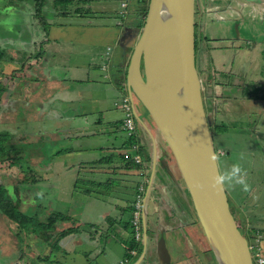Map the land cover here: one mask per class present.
<instances>
[{
  "label": "crops",
  "instance_id": "crops-1",
  "mask_svg": "<svg viewBox=\"0 0 264 264\" xmlns=\"http://www.w3.org/2000/svg\"><path fill=\"white\" fill-rule=\"evenodd\" d=\"M112 1L69 0L71 9H61L56 19L55 1L50 0L45 7L49 19L45 25L36 20L33 4L20 1V7H13L31 14L37 24L23 21L16 36L2 42L8 43L9 55L15 59L5 63L11 65L8 77L13 78L1 94L0 122L7 113H18L20 107L31 108L34 115L24 117L23 122L37 124L38 143H43L44 151L31 162L36 165L32 167L39 197L34 201V195L29 194L34 186L27 184L22 209L42 218L50 212L69 215L71 220L59 221L56 231L71 232L59 239L54 234L57 243L47 241L31 230H21L0 214V264H120L125 258L130 259L127 264H143L145 257L139 244L142 239L146 241L145 205L147 222L150 217L153 224L156 205L152 203L149 208L152 196L161 201L160 197L165 205L178 202L177 195L185 201V194L173 185L160 164L151 182L154 158L160 149L152 121L146 119L145 127L136 119L134 135L138 140L133 145L124 127L125 115L116 102L129 97L125 83L131 48L125 45L138 27L131 11L138 0H129L131 14L122 18L120 0L113 5ZM198 7V69L206 81L205 99L218 131L215 144L225 149L224 158L232 153L244 155L251 146H259L255 140L264 136V95L255 98L253 94L256 87L264 89V0H200ZM61 17L71 21H61ZM13 80L20 84L11 91L8 84ZM144 112L140 109L143 119L147 115ZM234 138L240 142L232 144ZM136 154L143 158L141 166L133 160ZM169 162L175 171L172 160ZM118 170H124V175ZM4 173H0L1 178L7 176ZM118 175L132 186L131 197L117 194L114 198L97 192L102 187L112 188ZM165 180L172 194L166 192ZM141 187L144 192L140 195ZM162 193L166 194L164 199ZM138 196L143 197L140 239L133 236L134 226L131 231L125 227L132 221H124L128 210L133 220ZM94 209L98 210L93 218ZM194 227L200 247L205 243L202 247L206 255L210 253L207 264H216L203 230ZM174 235L181 260L185 258L184 242L178 232ZM131 237L135 246L129 249ZM50 242H55L54 248Z\"/></svg>",
  "mask_w": 264,
  "mask_h": 264
},
{
  "label": "water",
  "instance_id": "water-1",
  "mask_svg": "<svg viewBox=\"0 0 264 264\" xmlns=\"http://www.w3.org/2000/svg\"><path fill=\"white\" fill-rule=\"evenodd\" d=\"M196 7L197 0H149L125 84L136 119L145 127L146 119L151 120L157 130L160 149L154 158L151 182L160 164L173 185L189 195L216 264H254L249 239L231 210L226 186L219 191L212 187L222 172L197 67ZM140 109L147 112L144 119ZM213 155L217 161L211 159ZM146 210L145 205L147 240ZM157 242L159 261L174 264L162 230ZM146 252L145 245L143 258Z\"/></svg>",
  "mask_w": 264,
  "mask_h": 264
},
{
  "label": "rangeland",
  "instance_id": "rangeland-1",
  "mask_svg": "<svg viewBox=\"0 0 264 264\" xmlns=\"http://www.w3.org/2000/svg\"><path fill=\"white\" fill-rule=\"evenodd\" d=\"M11 1V2H10ZM16 0H0V21L1 19H3L5 23H8L10 27H5V31H10V32H14L13 28H17L18 26H22L23 25V21H28L30 24H37L34 23L36 22V20H38L39 18L35 16L36 20H34V18L32 19L30 17L31 14H22L20 13V11L18 9L11 7H7L9 5L15 4ZM34 2V1H32ZM120 2V10L122 9L121 7V0ZM31 3V2H30ZM94 3L98 4L97 1H95ZM115 3V0L112 1V5ZM72 3H57L54 5L55 7V12L56 19H59L57 16V14L59 13V11H61V9L63 11H69L72 7ZM30 7V6H29ZM32 11L34 10V13L37 14V12L35 11V8L33 7V9H31ZM50 11H52V8H50ZM3 14V16H2ZM120 17L122 18L123 16L121 15L120 12ZM48 19V18H47ZM107 19L114 22V19L110 16H107ZM60 20H66V22H70L71 19L70 18H60ZM49 22V19H48ZM142 25L141 27H137L134 31V35L131 37H128L126 40V45L125 47H129L131 48L128 53H132L133 52V47L135 45V43L138 41L141 32H142ZM3 31V29H2ZM198 57H199V51H198ZM17 64H21L19 62H15ZM10 67L8 65L4 64H0V82L3 84H7L9 81V79L11 77H8L10 74ZM199 68V67H198ZM20 83H16L15 80H13L11 83H9L8 88L13 91L15 88H17L19 86ZM206 81L203 80V95L204 97L206 96ZM210 91V90H209ZM262 91V92H261ZM254 97H259L260 94L264 95V89H259V88H255L253 91ZM5 99V97L3 96L2 100ZM217 103V102H216ZM259 104V102L255 101V105ZM1 104V102H0ZM258 106V105H257ZM256 106V107H257ZM205 107L207 110V114L208 116L213 117L212 113H209V108H208V100L205 99ZM17 110V109H16ZM18 113H7L5 116V118L3 119V121L0 122V132H6L10 135H20L22 133V137L24 136L22 143L26 146L29 145V147H27V153L24 156L25 161L23 162L22 166H23V170L27 171L29 174L35 175V169L32 166H36V165H31V162L33 161V159L36 157H38L39 154L43 153V147L42 144L43 143H38V139H37V124L35 122H23L24 117H28V115L30 117H32L34 115V113L32 112V109L29 108L30 111H28V108L26 109L25 107H20L18 109ZM261 112V111H260ZM145 114H147V112H144ZM1 117V116H0ZM3 118V117H2ZM27 131V132H26ZM35 133V134H33ZM24 134V135H23ZM27 135V136H26ZM261 139L259 140H255L256 142L259 143V146L257 144H255V142L252 141V143H254L257 147L251 146L249 152L247 154H242V153H232L231 155L226 156L225 158L223 157V155H225V149L220 148L218 143L216 145V148H218L217 152L218 155H222V157L219 158V162H220V169L221 172L227 171L228 169H230V167L234 164V163H239L241 165V167L245 170L246 172V180L248 182V184L251 186V191L250 192H244L241 189L240 185H236L235 187H229L227 185L226 189L229 193H231V202L233 200V202L241 208V210H244V215L246 217V224L245 226L242 228L244 234L249 232L250 228H258L262 231L261 235H262V241L260 242V247H262V249H264V136H260ZM27 139V141H26ZM240 142L239 139H233L232 140V144L235 145V143ZM20 143V142H19ZM16 146H18V143H15ZM235 148V147H234ZM132 149V148H131ZM30 151H37V155H35L34 153H32L31 155L28 153ZM128 152L133 153L130 149H128ZM23 155V154H22ZM34 163V162H33ZM137 164V163H136ZM5 169V170H3ZM37 169V168H36ZM135 170V169H134ZM7 173V176L5 175V177L2 179L4 181H9L10 185L14 182H16V178L14 177L15 174H17V167H5L0 169V173ZM118 174H122L124 175V170H118L117 171ZM37 173V172H36ZM5 174V173H4ZM118 175V177L114 180V184L111 187L107 188V187H102L99 189V191H97L98 193H101L102 195H110L113 196L114 198L117 196L119 197H131L132 196V186L130 185V183L125 181V177L124 176H120ZM9 178V179H8ZM159 177L157 176V179ZM15 179V180H14ZM132 183H135L134 180L130 179ZM179 180H182L181 177L179 176ZM8 186V190H9V194L11 195V197L17 199L19 198V196L17 195L16 189L12 186ZM91 189V188H90ZM166 192L168 191L170 194H172L173 192L171 191L172 188L169 184V182H166ZM176 191V189H175ZM29 194H32L36 197H39L38 195V190L37 187L35 186L34 188H31ZM19 195L20 198L23 200L24 198L27 197V190L26 188L23 186L20 188L19 190ZM177 194V192H176ZM165 193H162V197L164 199L165 197ZM18 196V197H17ZM26 196V197H25ZM17 197V198H16ZM30 198H27V200ZM25 200V199H24ZM232 202V203H233ZM152 203L153 204H159V201L157 200V197L155 196V199L153 198V196L151 197V199L149 200V208H152ZM231 203V204H232ZM21 209L24 207V204H21ZM96 206V205H95ZM94 206V207H95ZM150 208V209H151ZM234 205L232 204V209H234ZM91 209V207H90ZM99 209V208H98ZM98 209H94L93 211H91V215L94 218L95 214L97 212ZM242 210V211H243ZM163 212L168 213L167 209H163ZM234 212L236 213L238 219L242 220V216H239V213L237 212L236 208L234 209ZM89 216H91L90 214H87ZM132 213L130 214V210H128L127 213L124 214V221L127 220V218H129V220L132 221L131 218ZM196 214H193V219L194 221L197 223V221L195 220ZM131 218V219H130ZM156 218V216L154 217ZM248 220V221H247ZM253 220H255V222H252ZM155 222V221H154ZM148 237H147V250H148V256H147V261H144V263L149 264L150 262V258L149 255L150 254H154L155 256V247H156V234L154 232H152V221L150 219V217H148ZM156 223V222H155ZM196 227L200 230H202L200 224H196ZM130 231H131V227ZM192 232V231H191ZM191 236H190V241H189V250H187V247H185V250L189 253L192 254L190 255V257H187L188 260L185 261V264H206L209 260V255L210 253H207L206 255V251H205V247H202V243H201V247L199 245V243L201 241H199V239L195 238V232H192ZM203 232V231H202ZM201 232V233H202ZM131 242L134 241L133 237H131V239H129ZM199 243H198V242ZM206 241V240H205ZM205 245V243H204ZM203 245V246H204ZM144 241H142L141 244H139V247L142 248V253H143V249H144ZM206 246H209L208 243L206 244ZM209 248V247H208ZM199 249V250H198ZM195 252V254L193 255V253ZM264 252V251H263ZM205 254L204 259H202V255L201 254ZM212 255V254H211ZM156 258V256H155ZM214 258V256H213ZM211 259V258H210ZM160 261H158L157 259V264H159ZM214 263V262H213Z\"/></svg>",
  "mask_w": 264,
  "mask_h": 264
},
{
  "label": "trees",
  "instance_id": "trees-1",
  "mask_svg": "<svg viewBox=\"0 0 264 264\" xmlns=\"http://www.w3.org/2000/svg\"><path fill=\"white\" fill-rule=\"evenodd\" d=\"M20 1L33 4V7L35 8V11L37 12V14L35 13V16L39 18L38 21L43 25L47 24L48 19L47 17H45V7L47 6L48 2H50V0H16L15 4L9 5L7 7L12 6V7L18 8V6L20 7V4H19ZM54 1H55L54 4L61 3V2L63 4V3H68L69 0H54ZM137 2H136V5H134L133 9H131V11L134 10L133 15L135 18H137V21H138L137 26L141 27L142 25L143 27L144 22H145V16L148 10L149 0H138ZM125 13L126 15L131 14L129 10V6L126 8ZM3 21H4L3 19H1L0 21V39H1L0 40V64L12 62L13 59H15L11 55H9L10 46H8V43L6 44H3V43L6 42V37L16 36L17 30L20 31V29L22 28L18 26L16 29L13 28L14 32L5 31L4 28L7 27L9 24ZM2 29L4 30L2 31ZM5 86H6L5 84L0 82V99H1V94L5 91ZM208 117H209L210 127L214 135V143H215V134L218 131L215 128V125H214L215 120L213 119V117L211 116H208ZM131 137L133 139L132 140V145H133L135 144V142H137L138 139H136V136L134 134L131 135ZM22 140L23 139L21 137V134L14 136L6 132H0V168L2 169L3 167H12V166L15 167L16 166L18 170L20 171L18 174L14 175V177L17 179L16 182L14 183L17 195L19 196V198H17L18 196L16 197L17 199L11 197V195L9 194V190H8V183L0 177V214L2 216H5V218L9 219L13 223L17 224L21 230H29V231L31 230L35 232L37 235H40L41 237L45 238L47 241L53 240L57 243V241L59 240L54 238V234L57 233L56 236L59 239L65 236L66 234H68L69 232H71L70 230H63L62 232L56 231L58 227L57 224L59 221H70L71 220L69 215H65L59 212H50L46 218H42L36 212L34 213L33 211L21 209L22 199L20 198V195L18 193L20 188L23 186L25 187L27 184L35 187V185H37L38 183V179L35 175L29 174L27 171H24L22 169L23 168L22 164L26 159V158L24 159V156L27 153V147H28L27 145L25 146L22 143ZM15 143H18V146H16ZM215 147H216V144H215ZM218 148H216V150H218ZM140 152L142 154V148ZM220 157H222V155H219V158ZM138 166H141V165H138ZM25 188L26 190L28 189L27 187ZM34 197H35L34 201L37 202V197L36 196ZM229 201H230L231 210L234 213V215L236 213L232 209V204L234 205L237 212L239 213V216L240 217L242 216V220L246 219L244 215V210L242 209L243 210L242 211L239 207H236L235 204L231 202L230 197H229ZM237 215L235 216L236 220H237ZM131 223L129 222L125 226L127 230H130L129 227H131L132 229L133 225H131ZM237 223L239 227H242V226L244 227L246 224V222L241 224L238 221ZM133 231H134V228H133ZM258 233H262V231L258 228H255V229L250 228L249 232L246 233L245 236L249 239V242L252 243L255 241V238ZM134 234L135 233L133 232V236ZM55 242L54 243L50 242L52 248L55 247L54 246ZM134 246H135V243L133 244V242L130 241L129 249L134 248Z\"/></svg>",
  "mask_w": 264,
  "mask_h": 264
},
{
  "label": "flooded vegetation",
  "instance_id": "flooded-vegetation-1",
  "mask_svg": "<svg viewBox=\"0 0 264 264\" xmlns=\"http://www.w3.org/2000/svg\"><path fill=\"white\" fill-rule=\"evenodd\" d=\"M199 2H200V0H197V7H196V59H197V67H199V64H198L199 39H198V34H197L198 33L197 32V30H198V23H197L198 17L197 16H198V13H199V7H198V3ZM199 73H200V76L202 77V74H201L200 71H199ZM166 180H165V182L168 181V180L167 181ZM185 191H186V193L188 195V191H187L186 188H185ZM228 195H229V197H231V193L228 192ZM179 198L180 197L177 195L176 199H177L178 202L172 201L169 204L165 205V204H163L164 202L161 203L162 199L159 197V199L161 201L158 200L159 204H155L156 205L155 206V213H154L153 216L154 217L156 216V218L153 217V219H154V221L156 223L153 222L151 227H152V232H154L156 234L155 235L156 236V247H155V249H156V251H155L156 258L154 256V254H150L149 255V258H150L149 264H157V259L159 261V257L157 255V245H158L157 240H158V232L160 230L163 231V233L165 235V238L167 240L168 246L170 247V252H171L174 264H185V261L188 260L187 257H190V255H192V254H189L185 250V247H187V250H189V241H190V236H191L190 232L191 231L194 232V228H195L194 226H196V224H199V221L195 217V220L197 221V223H196L194 221V219L192 218L193 214L195 213V210H194V207H192V205H191L192 203H191V201L189 199V195H188V197L185 196V201H184L185 204H184V206L182 205L184 202H181ZM232 202H233V200H232ZM235 206L238 207L236 204H235ZM163 209H167V212H169V214L166 213V212L164 213ZM234 216H236V214ZM237 221L242 224V223L246 222V219L241 220V218H240V220H239L238 217H237ZM252 222H255V220H253ZM240 228L242 229L243 226L240 227ZM148 232H149V229L147 231V237H148ZM177 232H178L177 236L180 235L182 237L183 242H184V249L182 250V252L185 253V258H183L181 260H179L180 249L175 247L174 243H176V242L173 241V237L175 236L174 233L176 234ZM196 238L198 239L199 237L197 236ZM142 241H145V240L142 239ZM144 245H146V247H147V240L144 242ZM194 254H195V252L193 253V255ZM201 255H202V259H204L205 254L202 253ZM147 256H148V250L146 252V256L144 258V261L149 260V259H147ZM159 264H164V263L159 262Z\"/></svg>",
  "mask_w": 264,
  "mask_h": 264
},
{
  "label": "built area",
  "instance_id": "built-area-1",
  "mask_svg": "<svg viewBox=\"0 0 264 264\" xmlns=\"http://www.w3.org/2000/svg\"><path fill=\"white\" fill-rule=\"evenodd\" d=\"M128 5H129V0H121V7H122L121 15L123 17L126 15L125 11ZM109 53H110V49H109L108 54ZM116 104L124 112V115H125L124 127L126 131L128 132L129 135H133L136 132L137 123H136V118L134 114V106H133L131 99L128 96H126L118 100ZM133 160L139 165L143 163V158L140 154H136L133 157ZM139 191H140V195L143 194L144 192L143 187H141ZM142 200H143V197L138 196L136 209L134 211L133 220H132V224L134 226L135 237L137 239H140L142 235V224H141L142 223V210H141ZM262 239L263 238H262L261 233H258L255 238V241L250 243V248H251L254 264H264V252H263L264 249L260 247V242L262 241ZM131 253L136 254L137 251L132 250ZM129 260H130L129 258H125L121 260L120 264H127Z\"/></svg>",
  "mask_w": 264,
  "mask_h": 264
},
{
  "label": "clouds",
  "instance_id": "clouds-1",
  "mask_svg": "<svg viewBox=\"0 0 264 264\" xmlns=\"http://www.w3.org/2000/svg\"><path fill=\"white\" fill-rule=\"evenodd\" d=\"M211 159L213 161H217L218 158L216 155H213ZM245 177V170L241 167L239 163H234L230 167V169L218 174V176L214 178V183L212 187L219 191L221 186L223 188L225 185L229 187H235L236 185H240L242 191L247 193L251 191V186L248 184Z\"/></svg>",
  "mask_w": 264,
  "mask_h": 264
}]
</instances>
